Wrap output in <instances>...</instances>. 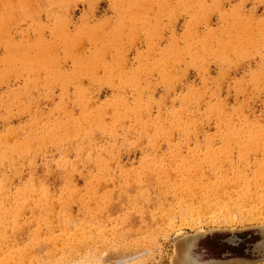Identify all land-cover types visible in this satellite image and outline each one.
Returning <instances> with one entry per match:
<instances>
[{"label": "rangeland", "instance_id": "rangeland-1", "mask_svg": "<svg viewBox=\"0 0 264 264\" xmlns=\"http://www.w3.org/2000/svg\"><path fill=\"white\" fill-rule=\"evenodd\" d=\"M262 228L264 0H0V264H264Z\"/></svg>", "mask_w": 264, "mask_h": 264}, {"label": "water", "instance_id": "water-1", "mask_svg": "<svg viewBox=\"0 0 264 264\" xmlns=\"http://www.w3.org/2000/svg\"><path fill=\"white\" fill-rule=\"evenodd\" d=\"M260 233L263 236V238L260 239L259 241L255 242L254 245H255L256 250L258 252L259 251H263L264 252V228L261 229Z\"/></svg>", "mask_w": 264, "mask_h": 264}, {"label": "bare ground", "instance_id": "bare-ground-1", "mask_svg": "<svg viewBox=\"0 0 264 264\" xmlns=\"http://www.w3.org/2000/svg\"><path fill=\"white\" fill-rule=\"evenodd\" d=\"M154 183V182H153Z\"/></svg>", "mask_w": 264, "mask_h": 264}]
</instances>
